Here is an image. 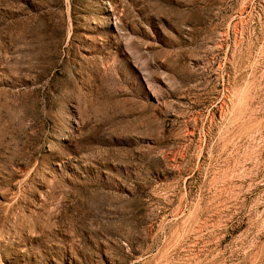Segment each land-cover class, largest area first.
<instances>
[{"label": "rangeland", "instance_id": "obj_1", "mask_svg": "<svg viewBox=\"0 0 264 264\" xmlns=\"http://www.w3.org/2000/svg\"><path fill=\"white\" fill-rule=\"evenodd\" d=\"M0 264H264V0H0Z\"/></svg>", "mask_w": 264, "mask_h": 264}]
</instances>
